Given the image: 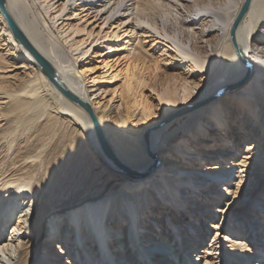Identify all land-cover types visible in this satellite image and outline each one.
<instances>
[{
    "label": "bare ground",
    "instance_id": "6f19581e",
    "mask_svg": "<svg viewBox=\"0 0 264 264\" xmlns=\"http://www.w3.org/2000/svg\"><path fill=\"white\" fill-rule=\"evenodd\" d=\"M243 2L5 0L53 79L0 10V264H264V0Z\"/></svg>",
    "mask_w": 264,
    "mask_h": 264
},
{
    "label": "water",
    "instance_id": "95a60500",
    "mask_svg": "<svg viewBox=\"0 0 264 264\" xmlns=\"http://www.w3.org/2000/svg\"><path fill=\"white\" fill-rule=\"evenodd\" d=\"M248 1L249 0H244L242 8H241L237 18H239L242 15V13L244 12V10L248 4ZM0 10L3 13L4 17L6 18L14 37L18 40L19 43H21L30 52V54L33 56V58L35 59V61L39 65L40 69L52 80L53 79V75H52L53 72H52L51 67L49 66V64L45 60V58L31 45V43L27 40V38L25 37L23 32L19 29V27L13 21V19L11 18V16L9 15V13L7 12V9L5 7V0H0ZM64 93L68 94L67 92H65V90H64ZM86 108L88 109L89 113L92 114L91 109L89 107H86Z\"/></svg>",
    "mask_w": 264,
    "mask_h": 264
},
{
    "label": "rangeland",
    "instance_id": "374dc122",
    "mask_svg": "<svg viewBox=\"0 0 264 264\" xmlns=\"http://www.w3.org/2000/svg\"><path fill=\"white\" fill-rule=\"evenodd\" d=\"M157 47H158V49L156 50V53H159V52H161V53H163V52H166V51H164V50H162V49H165L164 47H161L160 45H158L157 44ZM103 49H105V46L104 47H102V46H94V47H92L90 50H89V52H88V54L85 56V57H82V59L83 60H81L79 63H78V66H80V65H83V64H85V65H90V64H95V62L94 61H96L97 59H99V58H95L93 55H94V52L95 51H100V50H103ZM94 51V52H93ZM167 53V52H166ZM166 55V54H165ZM165 55H163L162 57H164ZM166 57V56H165ZM182 67H186L185 65L184 66H182ZM242 80H243V78H242ZM241 81V80H240ZM246 82V81H245ZM244 82V83H245ZM244 83H241V85H243ZM150 92V91H149ZM241 138H243V137H241ZM49 148H51V146H47L46 147V149H45V151L47 152V150H49ZM242 151L243 150H241V151H239V152H235V154L237 155L236 156V158H239L240 157V155L242 154ZM223 153H226V152H223ZM60 161H62V160H60ZM206 175V174H205ZM224 178V177H223ZM226 178V180H229V179H235L236 178V176L232 173V172H228V175L225 177ZM260 183H264V180H262ZM234 209H231V212H234L233 211ZM251 214H252V212H251ZM243 216V217H242ZM250 216V215H249ZM247 220V218H246V216H244V215H242V214H240V218H239V221H242V220ZM205 224H207V220L205 221ZM262 226V225H261ZM259 227L260 229H263V226L262 227ZM205 229H206V231H207V229L208 228H206L205 227ZM133 231H134V229H133ZM133 233V232H132ZM135 234V233H134ZM209 235L210 234H208V232L205 234V238H204V241H203V244H201V246L200 247H202V246H205L204 244H206V242H208V240H209ZM224 239V238H223ZM262 239V238H261ZM262 240H264V239H262ZM225 242H226V240H225ZM227 243V242H226ZM225 243V244H226ZM200 249V248H199ZM194 250V249H193ZM191 251V255H195V253H194V251ZM165 251V250H164ZM153 252H156V251H153ZM194 258V257H193ZM195 259V258H194ZM118 261V260H117Z\"/></svg>",
    "mask_w": 264,
    "mask_h": 264
}]
</instances>
